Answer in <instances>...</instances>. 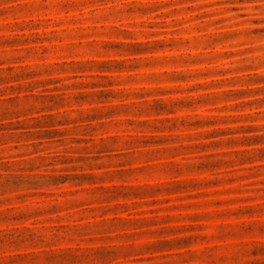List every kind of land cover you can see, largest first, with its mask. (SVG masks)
Instances as JSON below:
<instances>
[{"label": "rangeland", "instance_id": "obj_1", "mask_svg": "<svg viewBox=\"0 0 264 264\" xmlns=\"http://www.w3.org/2000/svg\"><path fill=\"white\" fill-rule=\"evenodd\" d=\"M0 264H264V0H0Z\"/></svg>", "mask_w": 264, "mask_h": 264}]
</instances>
